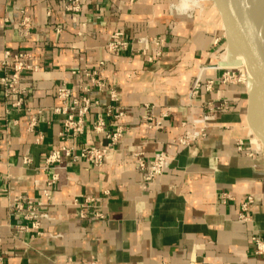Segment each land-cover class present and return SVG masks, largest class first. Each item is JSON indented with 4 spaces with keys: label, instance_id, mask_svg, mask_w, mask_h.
<instances>
[{
    "label": "crops",
    "instance_id": "obj_1",
    "mask_svg": "<svg viewBox=\"0 0 264 264\" xmlns=\"http://www.w3.org/2000/svg\"><path fill=\"white\" fill-rule=\"evenodd\" d=\"M185 1L191 2L80 0L73 13L67 0H0V264H264L252 241H264V155L247 122V86L222 83L224 71L216 66L228 64L227 56L220 59ZM117 32L132 42L113 55L108 43ZM156 38L166 45L149 63L138 52L142 41ZM22 52L38 70L23 74L18 110V96L5 95L1 66L6 54ZM94 72L103 92L87 76ZM201 73L200 92L190 98ZM64 86L77 97L87 86L86 95L102 108L114 92L127 116L116 123L92 110L85 134L71 145L106 146L93 130L100 116L108 132L121 125L123 136L101 168L66 160L48 201L53 172L43 167L63 145L64 117L54 110L62 106L57 94ZM209 104L222 108L206 138L179 145L177 138ZM160 152L173 163L148 185L138 159L151 162ZM248 197L251 222L243 223ZM87 198L94 207H83ZM17 204L23 212L13 209ZM31 206L46 216L41 236L25 219Z\"/></svg>",
    "mask_w": 264,
    "mask_h": 264
},
{
    "label": "built area",
    "instance_id": "obj_2",
    "mask_svg": "<svg viewBox=\"0 0 264 264\" xmlns=\"http://www.w3.org/2000/svg\"><path fill=\"white\" fill-rule=\"evenodd\" d=\"M68 12H79L80 0H67ZM25 25V24H24ZM132 42V39L128 37L123 32H117L111 36L108 43V52L113 55H117L120 52H125L128 50ZM143 48L139 50V54L145 56L149 63H154L162 55V51L165 48V40L163 39H145L142 41ZM152 51V54H151ZM29 54L27 53H17L15 55L6 54L5 60L2 63V68L7 72L1 82L5 88V95L10 97L12 95L18 96V101L13 105L15 109H22L24 104L25 90L20 87L21 79L24 73L37 71L38 67L32 66L29 63ZM217 69L223 70L224 74L222 77L223 84L229 83H243L246 84V80L240 70L236 68H222L217 67ZM204 70V69H203ZM203 72V71H202ZM93 75V76H92ZM96 73L87 74L91 77L92 82L97 87L100 92H103L105 88V83L102 81L95 80ZM201 76L196 79V82L191 91V97H196L201 89ZM213 82L208 83L207 89L212 90ZM84 95L77 97L72 89L67 87H61L58 90L57 97L62 102V106L55 108V113L62 115L64 117L63 130L60 133V138L63 145L50 152L44 162L43 170L52 171V180L48 182V187L44 191V196L48 201L52 200L50 189L58 181V172L65 164L66 160H70L73 163H79L81 161L88 162L92 164L95 168H101L104 166L107 156L110 152L114 150L115 145L119 142L123 136L124 128L119 125L114 133L108 132L106 130V125L104 118L100 116L98 120L93 125V130L97 134L105 136L107 140L106 146H88L77 149L75 146L71 145V140L77 139L85 134L86 131V118L92 112V110H101L107 118L112 119L114 122L118 123L120 120L127 116V111L121 105H119V100L117 95L113 92L111 94L112 103L104 108L100 106L98 102H93L86 93L89 92V88L83 87ZM220 108H214L209 104L207 111L202 112V114L193 118L191 124L192 129L186 130L180 137L177 138V142L182 147L188 148L195 144L196 142L205 139L207 134L209 123L215 119L216 111ZM156 128H160L161 124L159 122L155 125ZM254 145L258 150L264 151L256 142ZM239 148L242 149V143L240 142ZM30 161L27 160V163ZM173 159L166 153L160 152L154 156L151 162H146L143 159H138V164L140 169L146 173V182L148 185L152 184L158 180L165 172L171 167ZM228 195H223V199H228ZM95 200L92 198H87L83 202V207L85 209L94 207ZM254 204V199L248 197L246 201L242 204L241 213L239 215V221L243 223L251 222L250 210ZM42 204H39L41 206ZM13 209L18 212H23L24 209L22 205L17 204L13 206ZM82 218L86 217L82 214ZM99 217V215H98ZM40 218H46V216H41L39 214V208L37 206L29 207V212L25 215V219L32 223L33 229L39 231L38 234L41 236L40 232ZM26 228H23L25 230ZM253 243L256 246V253L258 255H264V241L259 237L255 236L252 238Z\"/></svg>",
    "mask_w": 264,
    "mask_h": 264
},
{
    "label": "water",
    "instance_id": "obj_3",
    "mask_svg": "<svg viewBox=\"0 0 264 264\" xmlns=\"http://www.w3.org/2000/svg\"><path fill=\"white\" fill-rule=\"evenodd\" d=\"M190 4L220 59L227 56L228 64L220 67H247V122L253 141L255 137L264 150V23L249 0H191Z\"/></svg>",
    "mask_w": 264,
    "mask_h": 264
},
{
    "label": "bare ground",
    "instance_id": "obj_4",
    "mask_svg": "<svg viewBox=\"0 0 264 264\" xmlns=\"http://www.w3.org/2000/svg\"><path fill=\"white\" fill-rule=\"evenodd\" d=\"M249 1L251 2L253 8H255L258 18L264 23V0H249ZM238 68H239L238 70H240L241 72L244 70L245 76L243 77L247 82L248 77H250L247 67L243 65L242 67H238Z\"/></svg>",
    "mask_w": 264,
    "mask_h": 264
},
{
    "label": "rangeland",
    "instance_id": "obj_5",
    "mask_svg": "<svg viewBox=\"0 0 264 264\" xmlns=\"http://www.w3.org/2000/svg\"><path fill=\"white\" fill-rule=\"evenodd\" d=\"M184 1V0H183ZM185 4H184V7L185 8H187L186 10H188V12H189V9L191 10V14H192V6H191V4L189 3V5H188V3H187V1H185L184 2ZM183 8V7H182ZM181 10V9H180ZM239 69V68H238ZM243 72V71H242ZM243 74H245L244 72H243ZM257 140V139H256ZM257 144L261 147V148H263V146L257 141ZM259 152H261L263 155H264V151H260V150H258Z\"/></svg>",
    "mask_w": 264,
    "mask_h": 264
}]
</instances>
